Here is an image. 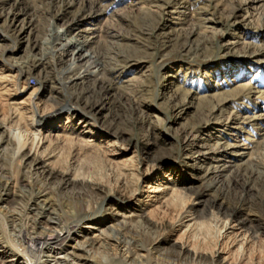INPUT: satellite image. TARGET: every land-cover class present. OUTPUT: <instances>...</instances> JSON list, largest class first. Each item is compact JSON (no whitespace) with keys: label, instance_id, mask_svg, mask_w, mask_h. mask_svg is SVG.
Listing matches in <instances>:
<instances>
[{"label":"rangeland","instance_id":"1","mask_svg":"<svg viewBox=\"0 0 264 264\" xmlns=\"http://www.w3.org/2000/svg\"><path fill=\"white\" fill-rule=\"evenodd\" d=\"M80 14L93 15L85 51L98 65L68 85L72 56L60 63L50 42L56 28L67 26L68 38L86 25ZM254 114L259 122H239ZM229 116L237 117V139L250 143V160L218 179L185 146L226 141L231 130L213 122L225 125ZM0 122L56 174L48 180L0 133L7 193L0 264L23 249L19 231L30 227L32 200L71 228L95 221L130 256L121 263L113 245L85 253L71 240L49 259L75 253L81 258L68 254V264H219L226 255L231 264H264V0H0ZM63 173L76 186H60ZM220 203L238 214L228 217ZM82 212L92 216L77 222ZM174 239L195 256L180 255Z\"/></svg>","mask_w":264,"mask_h":264},{"label":"bare ground","instance_id":"2","mask_svg":"<svg viewBox=\"0 0 264 264\" xmlns=\"http://www.w3.org/2000/svg\"><path fill=\"white\" fill-rule=\"evenodd\" d=\"M62 11L63 10H61V12ZM92 14L79 15V17H81L80 20H89V22H87L86 25L80 27L74 33V36L68 38L63 37L68 31L67 26L61 29L56 28L54 32L56 36L55 38H53V41L50 42V45L57 46V52H59L57 58L60 63L68 61L65 58L68 53H70V55L72 56V59H70L65 66V73L67 74V79L65 82L68 83V85H75L79 81L85 79L90 74H93L94 71L92 69L98 65V63H96V60H92L93 56H91L90 54H86L87 52L85 51L87 47L91 44L92 39L94 38V28L90 26L94 19ZM14 19L15 16L11 19L9 23V26H12L13 28H15V25L13 23L15 21ZM23 30V28H19L17 33L22 34ZM51 47L52 46H50V48ZM40 64L41 61H39L37 64H33V67L36 68ZM20 75L24 76V73L21 71ZM228 100L229 99L223 98L217 102L216 105L218 106V108L215 110V112H217V115H214L215 120L218 119L219 116H221L218 114H220L224 110V105L228 102ZM62 109L63 108H59L58 110ZM45 117L46 115H37L35 121L39 122ZM260 118H262L261 114H254L252 116L243 117L241 119L242 121L239 122L243 123L246 121V119L252 122H259L261 120ZM235 119H237V117L229 116L227 118V124L225 125L219 124L218 121L213 122V124H216L215 127L217 128H219L220 126H227L229 130H231L230 132H228V138L226 139V141H218L211 148L204 147L206 145L205 143V145H199V148H195L194 144L192 143H187L185 146V151L190 153L188 157L193 160L194 163H197L200 169L202 167H205L204 165L207 164L206 172H208V175H214L218 179L224 178L226 173L232 168H237L243 164L248 163L250 160V143L246 142L247 139H237L239 135L236 132V124L238 123H235ZM234 128L235 130H232ZM16 131H13V129L7 126L4 122H0V133L4 134L1 143L8 142L10 140H12L13 142L15 141L16 152L19 155L24 156L25 159H29L32 166L36 169H42L41 173H43L48 180L56 179V174L54 173V171L47 167V163L41 157H39L38 153L33 152L32 149H28L25 144L16 142ZM35 131L38 133L40 132V129H35ZM77 182L78 179L72 176H68L65 173L60 174L58 179L59 185L63 186L64 188L74 187L76 186ZM157 191L158 190L155 189L154 191L152 190V192ZM6 194V187L0 186V200L4 199L3 197ZM216 203L217 200L214 199L211 202L210 206H215L217 205ZM218 205L220 211H222L224 214H227L228 217L232 218L236 214H238V209H236L237 207L230 210L222 207L221 203ZM25 213L27 214L26 218L29 219L30 227L27 230L22 229L21 231H19V237L20 239H22L24 246L22 250L17 251V253L13 255V258L9 261V264H14V262H16L19 258H22L23 263L26 264H60V261H62L63 264H68V262H66L68 261V254H70V256H72L73 258L81 257L75 255V253H65L62 257V260L56 259L54 258V256L52 259H49V257L52 256L51 253L65 252V245L68 241L71 240L75 242L74 248L80 249L85 253H92L96 249L113 245L118 250V254L121 256V263L129 262L130 256L127 253L123 240L118 237H115L114 235H110L109 237L105 236L103 233L104 231L100 230L96 226L95 221L88 222V224L84 227L71 228L68 225H64L59 219L58 215L51 211L49 207H47L46 205H40L35 200L30 201L29 206L27 208V212ZM91 216L92 214L82 212L78 215L77 222L90 219ZM243 220L244 218H240L237 220V222L241 224L243 223ZM38 227L42 228L43 231L38 232ZM15 228V225H11V230L14 231ZM1 242L2 241L0 238V256L4 254L6 250L5 247L2 246ZM170 244L178 249V253L180 255H187L193 257L195 256V253L191 250V248L184 244L178 243V241L175 239L171 241ZM28 252L31 254V256L33 255L34 257H26V254ZM44 257L45 259L43 260ZM85 260L89 261V259ZM132 261L133 260H131L130 262ZM218 261L219 264H231L228 261L226 255H219Z\"/></svg>","mask_w":264,"mask_h":264}]
</instances>
